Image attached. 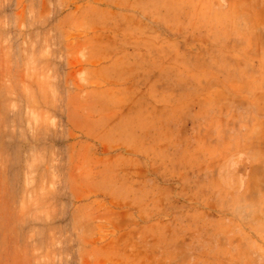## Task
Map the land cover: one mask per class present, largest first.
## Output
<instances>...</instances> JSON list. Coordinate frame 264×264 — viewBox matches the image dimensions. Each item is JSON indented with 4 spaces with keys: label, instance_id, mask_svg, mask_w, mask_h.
<instances>
[{
    "label": "rangeland",
    "instance_id": "1",
    "mask_svg": "<svg viewBox=\"0 0 264 264\" xmlns=\"http://www.w3.org/2000/svg\"><path fill=\"white\" fill-rule=\"evenodd\" d=\"M0 264H264V0H0Z\"/></svg>",
    "mask_w": 264,
    "mask_h": 264
}]
</instances>
